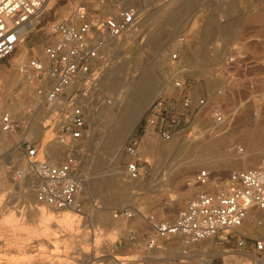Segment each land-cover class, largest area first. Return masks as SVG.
I'll return each instance as SVG.
<instances>
[{"label": "rangeland", "instance_id": "374dc122", "mask_svg": "<svg viewBox=\"0 0 264 264\" xmlns=\"http://www.w3.org/2000/svg\"><path fill=\"white\" fill-rule=\"evenodd\" d=\"M119 1L120 6L140 5V10L142 8L141 24L139 23L136 28L137 33L128 37L129 40L127 39V43L125 42L122 46L123 50L121 48L117 49L114 56H110L105 51L106 59L104 61L107 66H104L108 68L112 60L115 59L121 62L124 60L123 65L126 66V70L128 72L131 70L128 75L131 76L133 73L139 75L144 72L150 73L153 77L155 76L154 78H157L156 80L160 81V85L164 88L160 90L158 95L152 97L146 105L147 109L161 93L171 94L175 92L172 82L176 77L177 64L173 60L172 54L179 52L178 46L186 43L185 51L182 52L181 50L178 55L181 64L185 68L191 66L190 68L193 70L189 68V71L183 73V76L187 79L188 90L194 96L198 98L206 97V106L197 118H194L188 129L166 140L161 138L157 131L155 132V130L146 126L143 114L135 131L127 133L123 139V146L133 137L138 139L142 177L135 180L127 175L125 164L129 159L121 154L119 163L124 170L122 178L128 183L123 187V192L118 188V190L116 188L106 189L102 186L92 188L90 184L94 179L93 176L100 169L95 164H86L82 156L90 153L91 158L95 151L100 149L102 136L101 138L97 136L103 131L102 127L108 124L101 114L105 102L103 99L107 100V104L114 105L116 97V94L108 86H102L103 75L107 71L102 69L101 66L104 64V61H102L97 73V81H93L90 87L86 91L84 90V93L86 92V95L90 96V101L101 118L99 117L98 121L94 122L88 117V135L82 143V168L85 171V182L88 188L84 189L82 194L81 200L84 208L82 216H79L75 222L78 223V227L74 228L73 232H69L64 224L63 226L52 225L49 228L52 231L50 235L41 234L36 237H31L30 226L38 223L37 218L30 215L28 211L29 203H37L36 196L32 192L33 196L29 197L30 199L26 197L20 184V181L24 178L22 176L18 177L16 172L18 171L17 168L27 161V142L37 144L40 156L49 153V146H52V149L54 148L53 153L55 156L57 155L56 137L61 127L60 121L63 109L56 108L51 113L46 110L42 113L44 119L38 118L40 122L48 119L46 121L49 123L47 129L50 130L47 137L42 136V134H29V121L24 116L20 118L21 113L20 115H14L18 127L13 131L2 132L0 120V165L2 164L5 167L4 173L0 171V193H2L0 203V264H93V262L94 264H105L104 261H95L100 257H104L103 253L120 256L124 264H177L180 260L178 257H183L182 254L186 250L188 251L184 253L185 256H193L190 261L187 257H183L186 264H207L209 251L202 253L203 250L201 252L195 250H207L204 245L210 243L223 252L221 255L213 256L211 264H264L263 260L257 257L256 254L248 251L247 253L250 256L238 252L231 253L228 249L230 245L219 237L197 241L193 246L192 244H184L181 238L178 237L161 239L159 242L160 247L153 250H148L141 241L142 234L147 229L145 216L155 214L162 219L174 218L186 206L188 200L200 190L198 187H190L186 184L190 176L199 169L206 167L205 164H192L191 161L194 158L210 155V169L213 171L211 183L214 189L218 190L225 187L230 172L249 168L264 161V63L261 64L264 55V22L250 16L252 13L256 16L262 14L264 1L192 0L184 5H180L183 0H178L179 2L177 4L175 2L173 5L174 0H142L139 4L136 0ZM77 4H84L92 10L103 13H114L119 8V5H114L113 0H48L34 22L35 30L29 28L25 34V39L30 40L35 33L34 31L45 26H48L50 32L49 24L53 20L68 16ZM63 6H67L65 13H58V10ZM162 9H164L166 16L160 18L158 16ZM177 9L181 10L182 14L178 19L173 20L170 17ZM157 10L160 11H158V16L150 18L147 26H144V15H149L153 11L157 13ZM171 20L173 21L169 22ZM208 20L220 25L239 24L233 28L236 37L230 41L216 33H211L204 42V28ZM156 23H165V30L169 33V37L160 42L149 39V30H152ZM51 39L50 32V35L43 40V51L35 53L31 50L23 60L36 54L38 57L44 58L45 45ZM189 42L194 43L195 51L189 48ZM127 44L128 46L125 47ZM201 46L204 47L205 53L203 55L197 54ZM197 49L198 51H196ZM136 53H140L138 57ZM11 57L12 55L0 61V105L3 108L2 111L6 108H12L13 102L16 101L14 97L18 95V89L10 77L13 74H19V72L16 65L11 62ZM196 58L206 60L203 64L206 68L200 69L198 73L194 72L193 67L195 65L192 63L193 59ZM135 64H137V72L134 71ZM197 65L201 66L200 62ZM31 89L32 93H36L32 87ZM81 92L83 91L81 90ZM108 100H111V102H108ZM217 108H220L226 115L229 114L232 120L237 117V121H232L234 126L233 135L243 133L251 136L260 135L255 133H261L262 147L253 154L256 163L246 167L236 165V160H233V157L227 155L224 151V141L208 136V132L212 131L211 126H213V110ZM144 137H147L153 145L158 147L146 151L144 143H141ZM5 140H8V142ZM171 140H175L176 144L170 145L168 142ZM219 142L221 143L218 144ZM144 151H146L145 155ZM131 183L137 184L132 187ZM102 188L103 190H101ZM121 206L134 208L136 214L127 219L115 218L113 210ZM99 212L105 214L112 223L110 225L97 224L95 215ZM11 214L16 217V221L20 222L21 225L27 224L26 227L11 225L10 221L6 219ZM246 223L243 226L244 230L250 224L248 220ZM262 225L264 223L259 224L261 227L259 234L252 235L246 232L250 237L248 242L250 245L253 244V238L264 236ZM44 228H39V231ZM130 234H136L138 240L131 242L129 240ZM17 239L20 244L16 243ZM171 248L176 250L169 253ZM192 248L194 250L190 251L189 249ZM10 258H13V260H10ZM199 259L202 261H197Z\"/></svg>", "mask_w": 264, "mask_h": 264}, {"label": "built area", "instance_id": "2783aa9c", "mask_svg": "<svg viewBox=\"0 0 264 264\" xmlns=\"http://www.w3.org/2000/svg\"><path fill=\"white\" fill-rule=\"evenodd\" d=\"M136 1L138 4L142 2ZM45 2L0 0V61L12 54L20 40L21 30L40 15ZM140 21V5L119 6L114 13H103L77 4L66 18L50 23L52 39L45 45L49 62L31 56L21 64V71L45 100L68 101L56 137L57 155L53 158L47 154L40 156L37 144L27 142L26 145L29 168L36 175L34 190L37 203L59 210H81L83 207L80 196L85 177L81 148L88 135V116L78 101L81 90L74 85L81 78L98 76L100 64L106 59L105 47L109 39L134 29ZM182 48L180 46L179 52L172 54L177 64L176 77L172 82L175 92L161 93L144 113L146 126L157 131L164 140L188 129L207 103L206 97L198 98L188 90L187 79L183 76L187 70L178 55ZM224 119L221 109L214 111L217 123ZM1 125L7 131L18 127L16 119L9 113L4 114ZM138 146V139L133 137L121 149L122 155L129 159L125 164L126 173L133 178L142 176ZM212 177L213 171L205 167L187 179V186L200 190L174 218L162 219L155 214L145 216L147 229L141 241L148 250H153L159 247L161 239L178 237L187 243H195L219 237L230 245V251L244 248L264 262V236L253 238L250 245V237L238 229L254 210H264V161L230 172L226 186L220 190L203 187ZM113 212L115 218L125 219L136 214L134 208L128 206L117 207ZM258 222L263 223L261 219ZM129 240L136 242L138 238L136 234H130ZM185 262L180 259L177 264Z\"/></svg>", "mask_w": 264, "mask_h": 264}, {"label": "bare ground", "instance_id": "6f19581e", "mask_svg": "<svg viewBox=\"0 0 264 264\" xmlns=\"http://www.w3.org/2000/svg\"><path fill=\"white\" fill-rule=\"evenodd\" d=\"M47 1L48 0H46L45 4L47 3ZM113 1H114L115 6H118L120 4L119 0H113ZM191 1L192 0H183L180 3V5H184L186 2L190 3ZM261 1H264V0H261ZM175 2L177 4V2H179V1L174 0L172 2V5H173V3L175 4ZM45 4H44V6H45ZM160 8H161V6H160ZM160 8H158V9H160ZM162 8H163V6H162ZM66 9H67V6H63L58 10V13L63 14V13H65ZM141 10H142V8H141ZM158 11L159 10H157V13L153 11L149 15L146 14V16L144 15V18L142 16V18L144 19V26H147V22L149 21L150 18L158 16ZM160 11H161V13L158 17H160V18L165 17L166 15L164 13V9H162ZM162 12H163V14H162ZM181 14H182L181 10L179 11L177 9L172 14V17H170V15H168V17H170L171 19L174 20V19H178V17H180ZM250 16H252L253 19H257V20L264 22V8L262 9V14H259L256 16V15H253V13H252V15H250ZM36 18L37 17H35L29 24L25 25L24 28L21 30L20 40H19L16 48L14 49V51L11 54L12 55L11 62L16 65L19 74H13V75H11L10 78H11V81L13 82V84L15 85V87L18 89V95L16 97H14L16 99V101L13 102L12 108H6L5 110L2 111L3 108H1V105H0V120L2 122V117L6 113L11 114L12 117H14V115L15 116L18 114L20 115V113H21L20 118H22L24 116L29 121V134H31V135L42 134V136L45 135L47 137L49 134L48 131L50 130V129L49 130L47 129V126L49 123H47L46 121L48 119H46V121H44V120H42L41 122L38 121L40 118H42V116H43L42 113L46 110L49 113H51L56 108H62L63 112H64L65 107L68 106V101L66 99H64L63 101H57V102H49V101L45 100L41 95H39L36 92V90L33 88L32 84L28 81L25 74L21 71V64L27 60V59H25V60H23V59L27 57V55L30 53L31 50L35 53L42 52L43 51V49H42L43 40L46 37H48L50 35V32H51V30L49 32L48 26L47 27L45 26L44 28H41L39 30L34 31L35 33H34L33 37L27 41V38L25 39V34L28 32L29 28H33V30H35V27H34L35 23L34 22H35ZM64 18H66V16L63 17L62 19H64ZM173 20H171L169 22H172ZM175 22H173V24H175ZM140 24H141V22H140ZM164 25H165V23L164 24L156 23V26L152 30H149V32H150V35H149L150 38L149 39L151 41L160 42V41L166 39L167 37H169L168 36L169 33L166 32ZM137 26L130 31L124 32L122 35H120L117 38L109 39V41L105 47V51L108 52L110 56H114L115 51L117 49L121 48V50H123L122 46L124 45V43L126 42L128 37H130L131 34L137 33V29H136ZM233 28L234 27H230V28L224 27L223 28V26H222V28H218V29L222 30V36H224L226 39L231 41L232 38L236 37ZM49 29H50V24H49ZM211 29H212V23L208 22L207 25L205 26V34L206 35L209 34ZM183 45L184 44H182V46ZM127 46H128V44L125 47H127ZM193 47L195 48L194 45H193ZM196 51H198V49ZM200 52H201V50H200ZM119 54H121V53H119ZM138 54H140V53H138ZM138 54H137V57H138ZM35 56H37V54ZM119 57H121V56H119ZM139 57H141V56H139ZM42 59L47 63L49 62V59L47 57L46 52H45V57L44 58L42 57ZM143 59H145V58H143ZM261 60H262L261 64L264 63V55H263V58ZM140 61H141V59H140ZM123 62H124V60H123ZM123 62L118 61V59L112 60L111 65L108 68L104 66L107 64V63H105V61H104V64L102 63L103 64L101 66L102 69L107 70V71H105L106 74L103 75L104 77L102 79L103 80L102 86H105V85L108 86L109 89L112 90L116 94L115 102H114V105H110V104L106 103L107 101H105L104 105H103L104 109H102V113H101L102 118L108 124H106V125L104 124L105 126L102 127L103 131L101 133H99L101 130L100 131L98 130L99 136H97V137L101 138V136H102L100 149L96 150L94 155L91 156V158H90V153L86 156L85 155L82 156L84 158L86 164H89V163L95 164L96 167L100 169L93 176L94 179L90 184V186L92 188L100 187V186H102L103 188H106V189H108V188H116L117 189L118 188L121 192H123L122 191L123 187L128 184L122 178V173L124 172V170H123V167L119 163V159H120L121 154H122L121 149H122V146L124 143L123 139L127 133H133L135 131L138 122L140 121V119L142 118V116L144 114V111L146 110V105L150 102L152 97L158 95L160 90H162L164 88V87H162V85H160V83H159L160 81L158 82L156 80L157 78H154L155 76L153 77L150 73L148 74V73H144V72H141V73L139 72L140 73L139 75H137L135 73H133L131 76L128 75V73L131 70L128 72V70H126V66L123 65L124 64ZM6 66H7V64H6ZM136 68H137V64H135L134 71H136ZM96 77L92 76L89 79H88V77L87 78H81L74 85L75 87H78L80 90L83 91V92L80 91L78 101H79V103L83 104V106L85 107V111L87 113V116L90 117V119H92L94 122H97L98 118L100 116H99L98 112L96 113V110L94 109V106L92 105V103L90 101V96L86 95V92L84 93V90L86 91L88 89V87H90V85L93 83V81ZM30 86L33 88V90L36 93H32V89ZM9 98H10V96H9ZM204 106H206V104ZM219 109L220 108L213 110V126H211L212 131L208 132L209 133L208 136L212 137L214 139L224 141V151L227 153V155H230L231 157H233L232 158L233 160H236V165H241L243 167H246L247 165L256 163V160L253 159V154L256 150H258L262 147L261 133H255V134H260V135H251V136H248L247 134H243V133L233 135L234 126L232 125V121L233 122L237 121V119H236L237 117L235 118V120L234 119L232 120V118L229 116V114L226 115L222 111L225 119L223 122L217 123L214 120V111L219 110ZM233 113H234V111H233ZM42 119H44V118H42ZM254 121H256V120L254 119ZM235 128H236V126H235ZM1 129L3 130L2 132L7 131V130H4L2 128V125H1ZM7 132H9V131H7ZM6 142H8V140ZM92 143H93V141H92ZM141 143H144V147L146 148L145 149L146 151L149 149H156L158 147V146L156 147L155 145H153L152 141H150L147 137H144L142 139ZM168 143H170V145L176 144L175 140H171ZM220 143L221 142H219L218 144H220ZM5 144H7V143H5ZM51 147L52 146L48 147L49 153H47V155L50 158H53L55 156V154L53 153L54 148L52 149ZM146 151H144V155L146 154ZM205 152H206V150H205ZM193 155L194 154L192 153V156ZM191 162H192V164H205L206 167L210 168L211 157H210V155L209 156L203 155L201 157L194 158ZM23 164L24 165L17 168L18 171L16 172V175L18 177L22 176L24 178V179L22 178L23 180L20 181V184L22 185V187L24 189V194L26 195L27 198H29V197L33 196L32 192L35 193L34 182L36 180V175H35V172L33 171V169L29 168V160L28 159ZM84 167H86V166H84ZM4 169H5L4 165L1 164L0 165V171L3 172ZM83 174L85 177V171H83ZM141 177L142 176H140L139 178H141ZM130 178H133V177H130ZM133 179L137 180L138 178H133ZM6 181H7V179H6ZM131 181H133V180H131ZM136 184L137 183L132 184V187H135ZM203 187H205V189H208V190L214 189V186L212 185L211 180L207 185H205ZM87 188H88V185L85 182L84 187H83V191H84V189H87ZM103 188L101 190H103ZM83 191H82L81 196H80L81 199H82ZM121 195H122V193H121ZM1 199H2V193H0V203H1ZM83 208H84V205L81 208V210H77L74 208H64V209L59 210V209H55L51 206H48V205H45L42 203H33V204L29 203L28 211H29L30 215L36 216L37 222H38L37 224L35 223L33 226H30L31 232H32L31 237H36V236L41 235V234L47 235V236L50 235L52 231L49 228L52 227V225H55V226L62 225L63 226V224H64L67 227L68 231L71 232L72 230H74V228L76 229L78 227V225H77L78 223L76 224L75 222L79 216H82ZM263 211L264 210H260V209L254 210L252 212V215H250L245 220L243 225L238 229L245 234H247L246 232H248L249 234H252V235L259 234L260 233L259 229L261 227L259 226L258 220L261 219L264 223V212ZM95 216H96L97 224L102 223L105 225H110L112 223V221L110 219H108V217L103 213L99 212ZM6 219H8L10 221V224L15 226V227H19V225H21L20 222L16 221L17 219L13 214L7 216ZM80 220H81V218H80ZM247 220H248V222H250V224H248L246 227V230H244L243 226ZM26 225H21V226L26 227ZM41 227H45V228L39 231V228H41ZM263 229H264V225H262V230ZM55 237H56V235H55ZM35 239H37V238H35ZM23 241H24V239H23ZM23 241H22V243H23ZM17 242H18V239L16 240V243ZM182 242L186 245L192 244V246L195 244V243H187L185 240H182ZM204 246H205V248H207V250L199 249V250H195V251L201 252L203 250L202 253L204 251H209L208 252L209 257L207 258V264H211V262L213 260V256L223 254V252H221L218 249V247L212 243L204 245ZM206 246H208V247H206ZM159 247H157V248H159ZM173 250H176V249L171 248L169 253H172ZM189 250L192 251L194 249L192 248ZM186 251H188V250H186ZM186 251H184V253ZM232 252H238L240 254L242 253L243 255L250 256L247 253V250H245L244 248L240 249L239 251H236V250L231 251V253ZM184 253L182 254V256L187 257L188 260L190 261V259L193 256H185ZM177 254H178V252H177ZM102 255L104 257H100V259L95 260V261L96 262L97 261L98 262L104 261L105 264H107V263L118 264V263L124 262V261H122V258L118 255H112L110 253H103ZM183 257H178V258L183 259ZM10 260H13V258H10ZM197 261H202V260L199 259ZM93 264H94V262H93Z\"/></svg>", "mask_w": 264, "mask_h": 264}, {"label": "crops", "instance_id": "0c3cea01", "mask_svg": "<svg viewBox=\"0 0 264 264\" xmlns=\"http://www.w3.org/2000/svg\"><path fill=\"white\" fill-rule=\"evenodd\" d=\"M179 18V17H178ZM208 22H211L212 23V29H211V31L209 32V34H211V33H216V34H220V37L222 36V30L221 29H218V28H222V26H223V28L224 27H236L237 25H239V24H234V25H220V24H215L212 20H208ZM207 22V23H208ZM207 23H206V25H207ZM219 26V27H218ZM217 28V29H216ZM259 31H261V30H259ZM219 32V33H218ZM209 34H205V28H204V38H203V41L205 42L207 39H208V35ZM208 36V37H207ZM222 37H224V36H222ZM193 45H194V43H192V42H189V48H193L192 50L193 51H195V48L193 47ZM180 46H182V44L180 45ZM180 46H178V48L180 47ZM192 46V47H191ZM183 48H182V52L183 51H185V49H186V43L182 46ZM202 48V49H201ZM200 50H201V52H200ZM205 52H204V47L203 46H201L200 48H199V53H197V54H201V55H203ZM204 61H206V60H204L203 58L202 59H200V60H198L197 58L196 59H193V61H192V63L195 65L193 68L195 69L194 70V72L195 73H198V72H200V69H205L206 68V66H203V64H204ZM199 62H200V64H201V66L200 65H197V64H199ZM191 67V66H190ZM189 67V68H190ZM189 68H186V70L187 71H189ZM191 69V68H190ZM191 70H193V69H191ZM186 71V72H187Z\"/></svg>", "mask_w": 264, "mask_h": 264}]
</instances>
